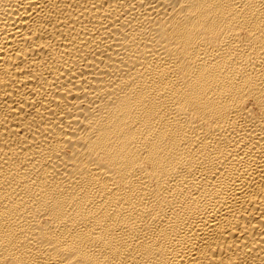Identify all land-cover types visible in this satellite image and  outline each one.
<instances>
[{"label":"bare ground","instance_id":"1","mask_svg":"<svg viewBox=\"0 0 264 264\" xmlns=\"http://www.w3.org/2000/svg\"><path fill=\"white\" fill-rule=\"evenodd\" d=\"M0 264H264V0H0Z\"/></svg>","mask_w":264,"mask_h":264}]
</instances>
